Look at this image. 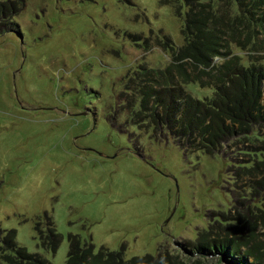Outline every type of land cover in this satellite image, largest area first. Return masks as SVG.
Returning <instances> with one entry per match:
<instances>
[{
  "label": "rangeland",
  "instance_id": "rangeland-1",
  "mask_svg": "<svg viewBox=\"0 0 264 264\" xmlns=\"http://www.w3.org/2000/svg\"><path fill=\"white\" fill-rule=\"evenodd\" d=\"M22 1L21 33L0 37V239L15 230L20 246L54 264H66L69 234L96 251L124 245L126 260L159 250L187 259L180 243L212 226L213 236L250 238L264 260V189L247 187L264 170L243 176L235 147L182 151L166 129L131 121L139 106L121 98L170 65L158 42L184 44L183 0ZM232 49L244 65L264 58ZM186 90L200 100L214 93ZM45 214L64 236L56 254L40 244Z\"/></svg>",
  "mask_w": 264,
  "mask_h": 264
},
{
  "label": "trees",
  "instance_id": "trees-1",
  "mask_svg": "<svg viewBox=\"0 0 264 264\" xmlns=\"http://www.w3.org/2000/svg\"><path fill=\"white\" fill-rule=\"evenodd\" d=\"M183 2L187 8L182 30L184 44L176 47L168 37L158 42L159 47L170 52V65L165 70H149L138 83L134 96L130 98L125 93L121 98L129 109L139 106L138 111L132 112L131 121L140 126L146 122L154 129H166L186 153L197 151L215 156L222 154L225 147H235L242 156L237 168L246 173L243 176L255 177L253 171L261 174L264 170V58L255 57L244 65L242 57L235 54L232 47L264 52V0ZM24 9L22 0L0 2V37L21 33L15 18ZM192 83L213 89V96L203 100L193 97L186 90ZM247 187L264 189V179H251ZM228 218L221 217L222 220H230ZM45 219L48 227L46 235L39 234L40 244L56 254L64 236L48 214ZM226 222L225 225H231ZM2 232L0 264H54L20 246L17 231ZM235 236H213L212 226H209L208 230L198 233L195 242L180 243L187 259L159 250L157 256L126 260L124 245L119 251L105 247L96 251L91 242L69 234L66 264H189L186 261L193 256L219 257L229 264H264L251 246L250 238Z\"/></svg>",
  "mask_w": 264,
  "mask_h": 264
}]
</instances>
